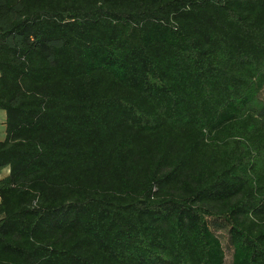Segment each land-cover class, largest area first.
<instances>
[{"label": "trees", "instance_id": "trees-1", "mask_svg": "<svg viewBox=\"0 0 264 264\" xmlns=\"http://www.w3.org/2000/svg\"><path fill=\"white\" fill-rule=\"evenodd\" d=\"M0 264H264V0H0Z\"/></svg>", "mask_w": 264, "mask_h": 264}, {"label": "crops", "instance_id": "crops-1", "mask_svg": "<svg viewBox=\"0 0 264 264\" xmlns=\"http://www.w3.org/2000/svg\"><path fill=\"white\" fill-rule=\"evenodd\" d=\"M6 117V111L0 108V141L6 138ZM9 171L8 167L0 171V179L8 175Z\"/></svg>", "mask_w": 264, "mask_h": 264}, {"label": "rangeland", "instance_id": "rangeland-1", "mask_svg": "<svg viewBox=\"0 0 264 264\" xmlns=\"http://www.w3.org/2000/svg\"><path fill=\"white\" fill-rule=\"evenodd\" d=\"M225 232L226 231L224 229L220 231V233H222L221 237L223 239L224 246L226 247V254H227L226 264H231V253H232V251L230 249H228V247L226 246L227 242H226V239L224 238Z\"/></svg>", "mask_w": 264, "mask_h": 264}]
</instances>
